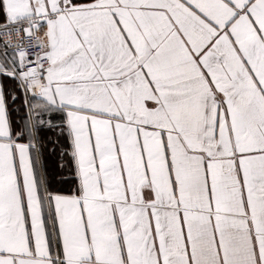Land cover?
<instances>
[{"label":"snow or ice","instance_id":"obj_1","mask_svg":"<svg viewBox=\"0 0 264 264\" xmlns=\"http://www.w3.org/2000/svg\"><path fill=\"white\" fill-rule=\"evenodd\" d=\"M0 264H264V0H0Z\"/></svg>","mask_w":264,"mask_h":264}]
</instances>
